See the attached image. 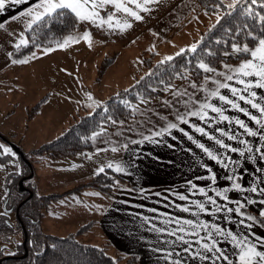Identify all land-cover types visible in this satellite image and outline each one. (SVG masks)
Returning a JSON list of instances; mask_svg holds the SVG:
<instances>
[{
  "label": "crops",
  "instance_id": "crops-1",
  "mask_svg": "<svg viewBox=\"0 0 264 264\" xmlns=\"http://www.w3.org/2000/svg\"><path fill=\"white\" fill-rule=\"evenodd\" d=\"M35 3L36 0H29L28 3L20 4L9 2L8 7L0 12V23L5 25L3 29H0V128L16 133L17 137H14L13 141H17L16 143L19 145H22L25 139L24 136L18 133L19 124L22 123L21 129L29 128L31 123L32 125L40 123L43 109L46 110L47 114L51 113V109L48 110V103L51 101L49 96L52 94L50 89L56 85L62 92L60 97H67V93L63 91V86L59 87L57 85L58 75L55 72L56 70L49 69L48 75L47 67L50 60L34 66L36 70L33 74H29L32 75L29 76V80L25 78L27 75L23 72L26 63H12V60H26L25 57L14 59L12 53L16 49L15 44L19 43L20 39H27L29 29L26 27L27 18L23 13L29 10L30 5ZM151 7L153 10L150 13H141L144 16L142 21H132L130 17L117 14L116 18L120 19L121 22L127 19L132 23V27L124 31L108 29L106 26L99 27L89 22H81L87 30L85 33L90 34L91 40L99 42L100 45H108L113 49L112 52L117 55L110 59L105 58V60L110 61L108 64L110 68L103 75H120L119 70L115 69L116 62L123 57L121 52L130 47L148 41L154 47L157 45L164 46L180 36V39L186 41L181 48L186 46V49H188L191 45L198 44L203 31L209 24L208 20L203 19L204 12L195 0H162L161 4H154ZM113 11L110 8L107 11L101 10V15L106 17L112 15ZM13 17H16V19H12ZM104 54L105 51L102 55ZM30 59L36 61L37 57L32 55ZM98 59L99 57L92 58V61H94L91 63L92 71L93 67H96ZM244 62L225 65L235 69ZM42 65L46 67L44 75L39 71ZM225 65L216 72L224 73V75L232 74L228 71V68H225ZM216 72H212L209 75L210 79L205 80L202 84H196V88H192L190 82L175 84L169 88L164 97L140 104L137 108L138 111L135 112V116L130 122L114 130L103 131L95 138L93 141L94 151L91 154L99 156L96 154L97 152L108 153V158L103 166L104 169H108L109 164L114 166L111 168L113 170H115L116 165L124 167L125 171L123 173H117L135 190L120 188L113 198L97 190L90 189L92 190L90 192L97 197L98 201L96 203L100 208L93 214H89L90 218L85 220V222H93L94 224L84 234L90 233L92 236L98 237L97 239L100 241L109 242L115 249L124 254L136 255L139 258V264H174L175 261H180L181 264H227L225 261L215 262V253H204L199 245L191 243L198 237L184 236V239L188 240L191 245L190 252H186L185 249L189 248L190 245H186L177 239L183 233L177 231L176 236L169 235L177 228L175 223L169 224V220H192L197 223L217 225L234 233L254 232L257 236L264 237V228L259 227L257 224L251 229L242 228L239 223L241 217L235 212L230 214L224 210L228 207L235 208V193L248 202L249 195H260L259 189L264 188V159L261 158V153L256 151L257 148H261V151L264 152V139L259 136H248L235 124V121L237 119L242 120L257 132H264V128L256 125L237 109L220 101L218 97L209 95L211 91H215L218 87V84L213 81L229 83L237 88L242 87L239 84L226 81L224 75H216ZM44 78L48 83L45 87H43ZM240 78L254 80V78ZM100 80L101 78L98 77V81L102 82ZM122 87L115 84L112 90L108 88V95L113 96L121 89H125ZM185 89H187V96L173 94L175 90L183 93ZM249 91L255 92L257 94L255 102L264 106V89L252 88ZM219 92L220 95L239 103L251 115L259 117L260 114L255 109L233 97L229 89H220ZM244 95L249 99L252 98L247 93H244ZM206 97L207 99H205ZM186 99L189 100L188 104L184 103ZM205 102L224 109L223 114L229 117L231 123L220 120L218 115L210 110L206 111L212 119L207 121H201L199 117L188 116V112L198 111L199 104ZM37 105H40L39 110L34 114L33 120L29 121L25 114ZM178 115H184L188 118L189 124H181L177 119ZM169 123H177L178 128L187 131L194 140L204 143L206 147L222 157L230 158L233 163H230L228 169H225L223 165L212 161L182 132L176 129H173L170 135L166 134L161 143H152L145 140V137L159 139L155 137V132ZM193 126L205 128L209 135L223 140L231 147L243 150L245 155L241 156L238 152H227L216 145L214 140H209L207 137L195 132ZM220 130L230 135H236L237 139L232 141L228 140L226 136H220ZM240 140H246L248 144L243 145ZM133 141H137V143H133ZM8 144L13 143L9 142ZM125 144L128 145L127 148L123 147ZM248 147L253 149L252 153L247 152ZM112 148H116L117 151L113 152ZM157 157H159V160H157ZM207 168H211L212 172H208ZM58 171L52 172L54 180H59ZM46 173V171L34 172V177H36L34 182L38 193L39 191L44 192V190H41L42 187L40 188L41 185H39L41 179L39 174L47 179L49 175L46 176ZM213 174L216 176L215 183L211 180ZM228 177H234L235 179L229 180ZM235 183H240L244 190H236L234 188ZM192 184L204 188L208 195L200 194L197 189L191 187ZM253 187L258 189L257 193L250 191ZM225 189H228V191L224 192ZM216 192L227 195L229 197L228 201L217 197ZM53 193L64 192L39 194L48 195ZM181 195L187 196L188 200H180L179 196ZM257 195L256 199H250L260 204V201L264 200V195H260V197ZM209 197L215 199L217 203L215 205L209 203ZM194 201L204 203L210 212L199 211L195 207ZM253 204L248 207L255 210L256 206ZM185 207L189 208L190 211H182ZM217 207H220L222 211L217 213ZM193 213L196 214L193 215ZM245 223L251 222L245 221ZM49 227L51 229L50 234H59L60 232L64 234L68 229L67 226L56 223L50 224ZM157 228L166 231L163 233L155 231L154 229ZM208 231L220 241L219 247L224 250L230 260L237 261V255L231 243L226 241L224 237L216 236L214 229L209 228ZM201 235H205L203 230H201ZM208 242L211 243V241ZM169 251L173 253L171 257L165 255ZM191 252H201L203 255L212 256L213 259L193 258Z\"/></svg>",
  "mask_w": 264,
  "mask_h": 264
},
{
  "label": "trees",
  "instance_id": "trees-1",
  "mask_svg": "<svg viewBox=\"0 0 264 264\" xmlns=\"http://www.w3.org/2000/svg\"><path fill=\"white\" fill-rule=\"evenodd\" d=\"M195 2L204 12L203 19L209 21L197 44L196 53L185 52L181 56L174 55L171 61L164 59L154 62L152 58L144 59L146 72L129 88L121 89L93 112L80 117L56 139L30 152H24L25 159L18 155L22 170L19 174H11L6 181L9 195L6 199V211L15 214L17 222L14 227L8 218L0 219V264H139L136 255L124 254L109 242L98 246L79 240L77 237L88 232L93 222L80 227L76 233L67 237L45 233L41 224L43 212L51 204L70 193L80 194L84 188H90L114 198L120 188L131 190L135 188L115 170L108 168L103 173L97 174L90 182L81 184L69 192L40 195L33 180L32 156H44L58 161L93 153L95 138L105 128L114 130L130 122L135 116L133 109L141 100L148 102L160 99L177 83L202 84L206 80L205 77H209L212 72H203L198 66L200 62L218 70L225 64H238L249 59L250 56L245 53L234 54L232 45L243 42L253 47L256 42L245 33L251 31L253 35L264 36V32L261 31L264 25L245 16L239 9L229 16L223 7L217 9L212 0H195ZM214 11L220 12L224 17L219 23L211 16ZM245 25L249 27H244ZM86 31L81 21L73 14L66 13L55 23L49 22L47 26L35 25L27 32L28 44L16 48L12 56L14 59H20L35 53L38 49L48 50L59 46L68 37L77 35L81 37ZM209 52L213 54L209 55ZM162 61L164 63H161ZM109 62L104 60L100 73H105L110 67ZM39 106L28 110V113H33L34 116ZM113 120L118 123L113 124ZM0 137L4 139L1 134ZM241 211L256 217V224L264 228V223H260L264 217L246 207ZM18 231L23 234L26 247L24 243L18 244L12 239V235ZM11 243L15 245V252L7 254L5 251H11Z\"/></svg>",
  "mask_w": 264,
  "mask_h": 264
},
{
  "label": "rangeland",
  "instance_id": "rangeland-1",
  "mask_svg": "<svg viewBox=\"0 0 264 264\" xmlns=\"http://www.w3.org/2000/svg\"><path fill=\"white\" fill-rule=\"evenodd\" d=\"M229 2L230 0H224L225 4ZM211 16L217 21L216 15L213 14ZM184 43H186V41L180 39V36H178L168 45H157L154 47L153 44L148 41L141 42L122 51L121 53L123 54V57L119 58L115 65V69L119 70V76L115 74L103 75L104 73H100L105 58L110 59L117 55L112 52L113 49L108 45H100L99 42H96L95 40H91V46H89L87 41L80 39L78 43H71L65 48L55 46L48 50L38 49L36 50V53L27 55L25 58L28 63L24 66L23 71L27 75L25 78L29 80V76H32L29 74L34 73L36 70L34 66L38 63L42 64L47 60H50L49 66L47 67L48 75L49 69L56 70L55 72L58 75L57 85L59 87L61 85L63 86V91L67 93V97H60L62 92L56 85L50 89L52 94L49 96L51 101L48 103V110L51 109V113L47 114L46 110L43 109L40 123H34L33 125L31 123L29 128L21 129L22 123L19 124L20 129H18V133L25 138L22 145L17 144V141H13L14 137H17L16 133H11V131H8L7 129L0 128V134L5 140H7L6 142L0 137V145H4L15 153V156L0 154V213H5L0 214V219H4L3 217L8 218L9 222L16 227V215L11 212L7 213L6 211V199L7 196H9L6 189V181L11 174H19L22 170V166L17 152L11 144H8V142L13 143L24 152H30L31 150L40 147L42 144L56 139L76 120L84 116L86 113L93 112L99 105H102L108 100L112 96L108 95V88L112 90L115 87V84L119 87L123 86L122 88H129L138 78L143 76L145 72L144 59L152 58L153 61L156 62L169 56L172 57V55L174 56V54L180 52L181 49H186V46L181 48ZM104 51L105 54L102 55ZM233 53L237 54L235 52ZM32 55L33 57H37L36 61L30 59V56ZM101 55L102 57H100ZM95 57H99V59L96 61L98 63L95 68L93 67L92 71L91 63L94 62L92 61V58L94 59ZM45 69L46 67L43 65L40 67L39 71L42 75H44ZM98 77L101 78L100 81L102 82L98 81ZM47 84V80L44 78L43 87ZM46 94L44 95L46 96ZM89 97H91V99H89ZM140 104H142L141 101L137 103L135 109H137ZM29 111H27L25 116L29 121H32L33 113L29 114ZM103 131H107V129L105 128ZM96 154L99 156L88 153L85 155H79L75 158L58 161H54L44 156H32L34 172L46 171V176H50V178L48 176L46 179L42 174H39L41 177L39 185H41L40 188L42 187L41 190H44V192L39 191V193L69 192L81 184L90 182L99 173V169L104 168L105 160L108 158V153L97 152ZM2 157H4V159ZM9 157L12 158L9 159ZM55 170H59V180H54L52 177V172ZM36 176L38 177V175ZM34 179L36 180V177H34ZM90 191H92L90 188H84L80 194L70 193L60 201L51 204L49 208L43 212V219L41 220L43 231L45 233H50V224L56 223L61 226H67L68 228L64 234H61L60 232L56 235L67 237L72 233H76L78 227L89 223L85 222V220L90 218L89 214H93L98 208H100L96 203L98 201L97 197ZM256 195H249V197L256 199ZM257 196L260 197V195ZM234 198L235 207L238 202H243L245 203L246 208L257 214L264 209V205L256 203L257 201H254L255 204L248 203L237 193L234 194ZM250 198L249 201H253ZM252 204L256 206L255 210L248 207L252 206ZM23 238L21 231L12 235V239L18 244L25 243ZM77 238L82 242L93 243L98 246H103L104 244L103 241L97 239L98 237L92 236L90 233L78 236ZM106 243L107 242H105V244ZM10 247L11 251H5L7 254L15 252L14 243H11ZM24 247H26V244Z\"/></svg>",
  "mask_w": 264,
  "mask_h": 264
},
{
  "label": "snow or ice",
  "instance_id": "snow-or-ice-1",
  "mask_svg": "<svg viewBox=\"0 0 264 264\" xmlns=\"http://www.w3.org/2000/svg\"><path fill=\"white\" fill-rule=\"evenodd\" d=\"M12 4H20V3H28L29 0H0V12L4 11L8 7V3ZM162 0H36L34 5H30L29 10L25 11L23 15L27 18L26 27L29 30H32L35 25H44L47 26L49 22L55 23L57 20L61 19L66 13L73 14L77 20L81 22H89L92 24H96L99 27H107L112 30H120L124 31L132 27V23L127 19H124L121 22L120 19H117V14L122 15L123 17H130L132 21H142L144 16L141 13H150L153 9L151 5H159ZM213 4H215L216 8L223 7L226 11L227 15H231L232 12L240 10L242 14L251 18L259 24L264 25V0H230L229 3L224 4V0H212ZM108 8L114 10L112 15L102 16L101 10L107 11ZM259 9L260 11H258ZM207 14V13H205ZM217 17V23L223 19V15L218 11L213 12ZM12 19H16L13 17ZM5 25L0 23V29H3ZM244 27H249L245 25ZM264 32V28L261 29ZM234 35H239V33H234ZM245 35L250 36L252 40L256 43L253 47H249L248 44L239 42L232 45V51L235 53H245L251 58L242 63L238 68H230L228 65H225V68H228V71L232 74L224 75V73L216 72V70L212 67H209L207 64L200 62L199 68L205 73L216 72V75H224L226 81L233 82L234 84H239L242 87L237 88L231 86L229 83L217 82L218 87L215 91H211L209 95L211 97H218L220 101L224 102L227 105H230L232 108L237 109L244 116L249 117L256 125L264 128V106L260 103L255 102L256 93L249 91L252 88H260L264 89V36L253 35L251 31H247ZM80 39H83L89 43L91 46V37L90 34L85 33L82 37H69L59 44L60 48H65L71 43H78ZM219 43V41H217ZM27 39H20L19 43L15 44V47L19 49L23 45H27ZM197 44H193L188 49H181L176 55L181 56L185 52L196 53L197 52ZM212 55V52L208 53ZM174 58L169 56L166 57L167 61H171ZM12 63H28L27 60H12ZM161 63H164L162 61ZM244 78H254L253 79H241ZM205 79H210V77H205ZM192 88H196V84H191ZM220 89H229L232 96L237 98L239 101H243L251 106V108L255 109L260 115L257 117L256 115H251L248 111H245L244 108L240 106L239 103H236L233 99L227 98L224 95H220ZM244 93H247L248 96L252 97L251 99L247 98ZM174 95L177 96H187V89L183 93H180L178 90H175ZM91 99V97H89ZM207 99V97L205 98ZM145 101L141 100V103ZM127 105V101L124 102ZM167 103V102H165ZM185 104L189 103V100L186 99L184 101ZM199 103V102H194ZM210 110L212 113H216L220 120L228 121L231 123L228 116L224 115V109L221 107L212 105L210 103H202L199 104L198 111H190L188 112V116L190 117H199L201 121H207L212 119L208 115V111ZM106 112L107 109L105 108ZM133 111H138V109H133ZM177 119L181 124H189L188 118L184 115H178ZM113 124L118 123L113 120ZM235 124L239 126L240 129L243 130L248 136L257 137L259 136L261 139H264V132H257L250 128L244 121L237 119ZM194 127V131L199 133L202 136L207 137L209 140H214L216 145L220 148L225 149L227 152L239 153V155H245L243 150H238L235 147H231L226 144L223 140L216 138L215 136L209 135V133L203 127ZM176 129L183 133L188 140L192 141L197 148L201 149L212 161L217 164L223 165L225 169H228L229 164L233 163L230 158L222 157L221 155L213 152L206 147L204 143H199L193 139L192 135H190L187 131L182 128H178L177 123H169L165 127L161 128L159 131L155 132V137L159 139H154L152 137H145V140H149L152 143H161L162 138L167 134L170 135L171 131ZM220 136H226L228 140H236V135H230L227 132L220 130ZM175 139V137H173ZM133 143H137V141H133ZM240 143L243 145H247L248 141L240 140ZM172 147L171 145H169ZM124 148H127L128 145H123ZM112 151H117L116 148H112ZM257 152L261 153V158L264 159V152L261 151V148L256 149ZM248 153H252L253 149L251 147L247 148ZM0 154H8L10 156H15V153L11 151V149L5 147L4 145H0ZM159 160V157H157ZM171 163V161H170ZM108 168H113L112 164L107 166ZM105 171L104 168H100L99 172L103 173ZM115 171L118 173H123L125 171L124 167L120 165L115 166ZM208 172H212L211 168H207ZM229 180H234V177H228ZM211 180L213 183L216 182V176L213 174L211 176ZM191 187L193 189H197L200 194L207 196L208 193L204 190V188H199L197 185L192 184ZM234 188L236 190H244L240 183H235ZM228 189H225L224 192H227ZM252 193H257L258 189L253 187L250 189ZM259 194L264 195V188L259 189ZM98 195V194H97ZM215 195L217 197H221L223 200L228 201L229 197L222 192H216ZM180 200H188L187 196L181 195L179 196ZM195 207L199 209L201 212H210L202 202H193ZM209 203L215 205L217 201L209 197ZM248 203H254V201H248ZM260 204L264 205V200L260 201ZM245 207V203L238 202L235 208L228 207L224 209L228 213L235 212L237 215L241 217L239 223L242 228H253L257 221L256 217L246 215L243 211H241ZM182 211L189 212V208H183ZM222 209L220 207L216 208V212H221ZM5 214V213H0ZM196 213H193L195 215ZM261 217H264V209L259 212ZM245 221H250L251 223H245ZM169 224L175 223L177 228L174 229L169 235L176 236L177 231L183 233L177 237L182 243L186 245H190V242L184 239L185 235H190L194 237H198V239L192 241V244L199 245L204 253H215V262L225 261L227 264H264V237L257 236L254 232L252 233H234L231 230H226L217 225H209L208 223H197L192 220H169ZM260 223H264V220L260 221ZM187 226V227H185ZM209 228L214 229V233L216 236L224 237V239L231 243L234 252L237 255V261L233 262L230 258L225 254L224 250L219 247L220 241L212 234L209 233ZM155 231L163 233L166 231L165 229H154ZM201 230L204 231L205 235H201ZM208 241H211L209 243ZM190 248H186V252H190ZM160 251V250H158ZM193 258H199L202 260H212V256L203 255L201 252H191L190 253ZM167 257H171L173 253L171 251L165 253ZM174 264H181L180 261H175Z\"/></svg>",
  "mask_w": 264,
  "mask_h": 264
},
{
  "label": "water",
  "instance_id": "water-1",
  "mask_svg": "<svg viewBox=\"0 0 264 264\" xmlns=\"http://www.w3.org/2000/svg\"><path fill=\"white\" fill-rule=\"evenodd\" d=\"M3 139V138H2ZM4 140V139H3ZM9 143V142H8ZM13 147H14V149H15V151L17 152V154L18 155H20L22 158H24L25 159V157H24V151H22L19 147H17V146H15L14 144H11ZM23 183V181H21L20 182V184H22ZM26 244V240H25V243H24V245Z\"/></svg>",
  "mask_w": 264,
  "mask_h": 264
}]
</instances>
